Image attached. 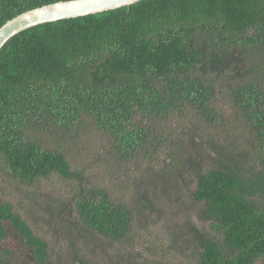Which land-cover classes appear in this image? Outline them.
Listing matches in <instances>:
<instances>
[{
  "label": "trees",
  "instance_id": "trees-1",
  "mask_svg": "<svg viewBox=\"0 0 264 264\" xmlns=\"http://www.w3.org/2000/svg\"><path fill=\"white\" fill-rule=\"evenodd\" d=\"M61 1L68 0H0V28ZM188 109L226 135L219 144L210 137L213 167L193 179L192 204L213 231L196 236L197 264H264V0H141L11 38L0 51V179L74 183L67 231L93 236L88 247L103 264L98 239L119 251L132 246L134 212L158 211L155 200L128 207L84 192L82 170L74 173L55 141L105 135L107 166L132 164L147 142L146 121L165 128ZM77 250L72 245L69 261L91 264ZM118 252L116 264H138ZM0 264H56L49 244L6 202Z\"/></svg>",
  "mask_w": 264,
  "mask_h": 264
},
{
  "label": "rangeland",
  "instance_id": "rangeland-1",
  "mask_svg": "<svg viewBox=\"0 0 264 264\" xmlns=\"http://www.w3.org/2000/svg\"><path fill=\"white\" fill-rule=\"evenodd\" d=\"M190 119H193L191 123ZM199 119L188 109L183 117L175 115L174 122L166 123L165 128L146 121L147 142L134 155L132 164L136 167L128 160L119 165L109 162L111 166H107L106 160L112 156L108 154L110 148L105 135L84 132L78 145H72L66 139L55 141V147L68 151L74 173L82 170L80 182L84 192L102 191L116 204L128 207L136 205L143 196L148 201L155 200L158 211L151 213L141 209L140 215L134 212L130 232L132 246L119 251V244L108 241L102 244V239H98L101 246H97V252L107 257L103 264H116L114 257L118 251L135 256L138 264H197L196 236L205 234L208 237L211 231L209 223L200 220V206L192 204L193 179L198 172L213 167L210 137L217 135L216 144L226 139V135L219 136V131L207 128ZM145 153L151 158H144ZM151 174L162 177L154 180L152 176L150 180ZM74 188V183H65L55 175L34 186L5 178L0 179V202L11 204L34 233L49 244L50 259L56 264H73L69 261L72 245L91 264H102L100 260H94L96 255L88 247H93V236L87 237L75 229L67 231V212L73 202ZM86 239L88 243L83 245Z\"/></svg>",
  "mask_w": 264,
  "mask_h": 264
},
{
  "label": "water",
  "instance_id": "water-1",
  "mask_svg": "<svg viewBox=\"0 0 264 264\" xmlns=\"http://www.w3.org/2000/svg\"><path fill=\"white\" fill-rule=\"evenodd\" d=\"M141 0H68L24 12L0 28V51L19 33L38 25L95 15L133 5Z\"/></svg>",
  "mask_w": 264,
  "mask_h": 264
}]
</instances>
